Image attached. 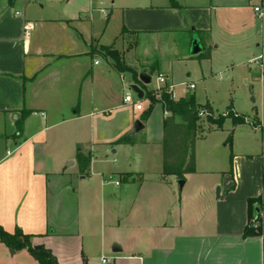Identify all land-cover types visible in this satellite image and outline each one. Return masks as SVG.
Masks as SVG:
<instances>
[{
	"label": "crops",
	"instance_id": "1",
	"mask_svg": "<svg viewBox=\"0 0 264 264\" xmlns=\"http://www.w3.org/2000/svg\"><path fill=\"white\" fill-rule=\"evenodd\" d=\"M260 2L0 0V227L33 236L59 264H85L99 253L105 264H264L263 238L245 236L264 173L253 187L252 160L235 156L221 175L196 150L195 172L180 189L163 172L169 111L148 94L159 86L142 87L139 101L131 93L137 70L158 71L149 52L164 42L175 47L178 35L186 40L175 61L191 58L194 35L210 62L225 37L241 36L237 50L264 65L251 56L240 22L253 8L261 20L254 36H263ZM104 49L117 52L121 66ZM158 73L173 86L169 72ZM128 92L133 104L124 103ZM9 251L0 242V261ZM17 253L39 264L27 250Z\"/></svg>",
	"mask_w": 264,
	"mask_h": 264
},
{
	"label": "rangeland",
	"instance_id": "2",
	"mask_svg": "<svg viewBox=\"0 0 264 264\" xmlns=\"http://www.w3.org/2000/svg\"><path fill=\"white\" fill-rule=\"evenodd\" d=\"M260 1L262 0H252L251 6L255 4L260 6ZM240 22L246 25L245 37L249 39L251 56L253 58L260 56L259 59L264 63V35L256 34V37L254 36V31L257 32L261 28V20L255 16L253 8H251L242 12ZM240 37L236 36L233 39L225 37L221 42L220 49L214 54L213 62L205 58L207 53L203 49L195 56L192 46H188V52L191 55L189 60L175 61L183 55L185 35L176 36L177 45L175 47L170 41L164 42L161 49L159 48L156 52L150 51L149 59L153 63L160 64L157 68L159 72H164L163 74L169 72L171 84L175 86V100L194 96L200 111L196 150L202 163L211 164L209 166H213L222 175L224 172L230 171L231 157L239 156L241 159L252 160L258 169L253 187L258 185L259 188L261 185L260 173H264V71L259 64L254 63L255 61L249 62L246 53L237 50L236 41ZM196 38L198 37L196 36ZM258 44L260 47L257 46ZM214 49L215 46L210 47L208 52ZM103 51L107 56H115L108 50ZM142 51L144 52V50L138 49L137 55H140ZM117 65L121 66L119 63ZM137 71L136 86L146 88L145 91L143 90L145 93L160 86L158 71L151 75L147 74L152 79L149 85H144L141 82L140 75L144 73H140L142 72L140 69ZM146 73L149 72L146 71ZM190 85H195L196 89L191 90ZM131 93L134 94L133 91ZM150 98L160 100L162 95L152 92ZM135 100L139 101L137 96H135ZM161 103L166 109L165 103L163 101ZM230 108L238 115L245 117L247 123L235 127L232 119H226L223 128L218 129L208 122L207 114L218 118L226 115ZM229 137H231V141H228ZM258 205L261 214L257 217L256 215L252 216L250 226L252 232L260 235L264 240V196ZM3 247L6 246L3 244ZM14 252L16 251L3 253L1 259L3 262L0 261V264H27L28 256L22 253L14 254ZM28 254L35 260L30 252ZM111 256L109 254V257ZM107 257L105 258L108 259ZM101 258L100 253L95 254L93 258L85 260V264H102Z\"/></svg>",
	"mask_w": 264,
	"mask_h": 264
},
{
	"label": "trees",
	"instance_id": "3",
	"mask_svg": "<svg viewBox=\"0 0 264 264\" xmlns=\"http://www.w3.org/2000/svg\"><path fill=\"white\" fill-rule=\"evenodd\" d=\"M202 35V34H200ZM108 50L113 55L111 58L116 64H121L119 55L117 52ZM206 59L210 58V54L205 55ZM149 92L148 94H151ZM162 101L166 105V109L170 112V115L165 118L164 126V176H174L180 181H186L188 174L194 173L196 168V135L198 132V121L200 119V111L195 102L194 96L187 99H181L174 101L167 94L162 95ZM27 114H23L17 121L18 132L21 133L24 121ZM208 122L218 129H222L226 119H232L233 125L239 126L247 123V119L235 113L232 108L228 110V113L224 116L214 118L207 114ZM229 137L228 141H231ZM128 139H121L118 144H130ZM233 157H231L233 161ZM90 163L87 162L83 168L84 170L89 168ZM264 196V175H263V194L255 199L249 200V225L245 229V236H260L252 232L250 221L253 215L259 216L261 210L258 204L262 202ZM257 207L259 208V214L257 213ZM33 236L25 235L22 231L17 229L14 234L6 232L0 227V242L7 248L19 252L27 250L35 258L39 264H58L57 259L53 256L50 250L41 247L36 250L32 244Z\"/></svg>",
	"mask_w": 264,
	"mask_h": 264
},
{
	"label": "built area",
	"instance_id": "4",
	"mask_svg": "<svg viewBox=\"0 0 264 264\" xmlns=\"http://www.w3.org/2000/svg\"><path fill=\"white\" fill-rule=\"evenodd\" d=\"M260 11L261 10H260L259 7H256L255 8V12L257 14H260ZM18 15H20V13H18ZM31 28H32L31 25H28L27 24L25 26V28H24V36H25V38L29 36V32L31 31ZM255 63L256 64H259L258 61L255 62ZM259 65L262 67V69L264 71V65H262V64H259ZM158 82H159L160 86L156 90H154L153 92L155 94H157V95L158 94H161V95L167 94L171 98H174V92H173V88L174 87L173 86H168V84H167V78L165 76L160 75L159 78H158ZM190 89L191 90H194L195 89V85H190ZM124 103L125 104H133L134 103V97H133V95L130 92L126 93L125 98H124ZM169 115H170L169 112H165V116L166 117L169 116ZM116 185L119 186L120 185V182H116ZM108 262H110V260H108L106 258H103L102 259V263L105 264V263H108Z\"/></svg>",
	"mask_w": 264,
	"mask_h": 264
},
{
	"label": "water",
	"instance_id": "5",
	"mask_svg": "<svg viewBox=\"0 0 264 264\" xmlns=\"http://www.w3.org/2000/svg\"><path fill=\"white\" fill-rule=\"evenodd\" d=\"M196 36L194 35V39H193V43H192L193 54L195 56L198 55L199 53H201V51L203 49L199 38H196ZM140 80H141V82L144 85H149L152 82L151 77L149 75H147V74H141L140 75ZM132 91L137 95L138 99H140V100L143 99L144 92L142 91V89L140 87L134 85L132 87ZM184 184H185L184 181H179L178 182V185H179L180 189L183 188ZM217 196L219 197V189L217 190ZM257 213L259 214V208L258 207H257ZM40 248L41 247H35L36 250H39Z\"/></svg>",
	"mask_w": 264,
	"mask_h": 264
}]
</instances>
